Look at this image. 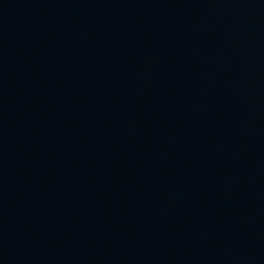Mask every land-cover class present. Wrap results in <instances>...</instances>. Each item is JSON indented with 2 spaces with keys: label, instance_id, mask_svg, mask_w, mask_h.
I'll return each instance as SVG.
<instances>
[{
  "label": "water",
  "instance_id": "obj_1",
  "mask_svg": "<svg viewBox=\"0 0 264 264\" xmlns=\"http://www.w3.org/2000/svg\"><path fill=\"white\" fill-rule=\"evenodd\" d=\"M0 264H264V0H0Z\"/></svg>",
  "mask_w": 264,
  "mask_h": 264
}]
</instances>
